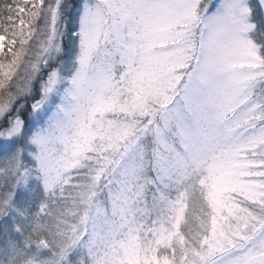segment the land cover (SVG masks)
Wrapping results in <instances>:
<instances>
[{"label":"snow or ice","instance_id":"1","mask_svg":"<svg viewBox=\"0 0 264 264\" xmlns=\"http://www.w3.org/2000/svg\"><path fill=\"white\" fill-rule=\"evenodd\" d=\"M0 264H264V0H0Z\"/></svg>","mask_w":264,"mask_h":264}]
</instances>
